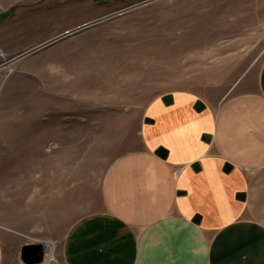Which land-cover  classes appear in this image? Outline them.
<instances>
[{
    "label": "crops",
    "instance_id": "1",
    "mask_svg": "<svg viewBox=\"0 0 264 264\" xmlns=\"http://www.w3.org/2000/svg\"><path fill=\"white\" fill-rule=\"evenodd\" d=\"M163 1L0 0V70L41 53L45 58ZM29 22L50 31L24 37ZM243 82L227 87L203 80L151 100L141 118V148L110 165L99 210L69 224L64 264H264V62L253 90ZM10 177L7 192L14 191ZM36 189L22 185L20 206L12 196L0 202V264H23L22 240L36 216L63 206L62 190ZM59 224L54 218L53 230Z\"/></svg>",
    "mask_w": 264,
    "mask_h": 264
},
{
    "label": "rangeland",
    "instance_id": "2",
    "mask_svg": "<svg viewBox=\"0 0 264 264\" xmlns=\"http://www.w3.org/2000/svg\"><path fill=\"white\" fill-rule=\"evenodd\" d=\"M158 4L45 58L41 53L0 70V202L12 196L20 206L22 185L36 191L40 184L45 194L62 190V208L36 216L22 240L54 244L53 261L46 263L45 253L43 264H64L69 224L99 210L110 165L141 148V118L153 98L203 80L231 87L244 77V90L255 87L264 62V0ZM47 31L45 24L22 27L24 37ZM10 176L13 192L2 190ZM49 235L55 239H42Z\"/></svg>",
    "mask_w": 264,
    "mask_h": 264
},
{
    "label": "water",
    "instance_id": "3",
    "mask_svg": "<svg viewBox=\"0 0 264 264\" xmlns=\"http://www.w3.org/2000/svg\"><path fill=\"white\" fill-rule=\"evenodd\" d=\"M96 23V22H95ZM95 23H91L89 25H86L84 27H81L80 29L76 30V31H71L67 34L62 35L61 37H58L57 39L52 40L51 42L37 47L27 53H25L24 55L20 56L19 58L22 57H26L29 55H32L36 52H38L39 50L60 41L63 38H66L68 36H71L77 32H80L82 30H85L87 28H89L90 26H93ZM45 247L44 244L42 242H38V243H26L23 245L22 249H21V261L23 264H43L45 262Z\"/></svg>",
    "mask_w": 264,
    "mask_h": 264
},
{
    "label": "bare ground",
    "instance_id": "4",
    "mask_svg": "<svg viewBox=\"0 0 264 264\" xmlns=\"http://www.w3.org/2000/svg\"><path fill=\"white\" fill-rule=\"evenodd\" d=\"M43 244H45L44 247H45L46 255H47V253L49 254V252H51V248H53L54 244L51 242H44ZM50 256L49 255L47 256L48 259H46V263L47 262L49 263Z\"/></svg>",
    "mask_w": 264,
    "mask_h": 264
},
{
    "label": "built area",
    "instance_id": "5",
    "mask_svg": "<svg viewBox=\"0 0 264 264\" xmlns=\"http://www.w3.org/2000/svg\"><path fill=\"white\" fill-rule=\"evenodd\" d=\"M48 255H49V254L47 253L46 257H47ZM49 256H50V255H49ZM50 261H53V260L50 259Z\"/></svg>",
    "mask_w": 264,
    "mask_h": 264
}]
</instances>
